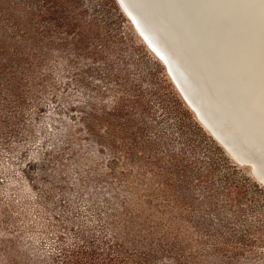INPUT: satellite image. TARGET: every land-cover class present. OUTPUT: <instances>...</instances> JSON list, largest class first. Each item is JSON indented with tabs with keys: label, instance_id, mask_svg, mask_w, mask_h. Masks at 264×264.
<instances>
[{
	"label": "rangeland",
	"instance_id": "374dc122",
	"mask_svg": "<svg viewBox=\"0 0 264 264\" xmlns=\"http://www.w3.org/2000/svg\"><path fill=\"white\" fill-rule=\"evenodd\" d=\"M52 1L57 0H0V62L15 46H25L34 52L33 57L22 60V64L27 61L31 64L30 74L22 72L18 82L22 95L19 102L10 90L16 79L10 84L7 80L10 72L0 70V264H71L65 254L74 249L76 240L72 237L80 228L81 219L97 233L108 223L125 248L130 249L136 243L140 253L138 264H264V226L247 234L246 243L227 236L213 248L210 240L201 236L192 217L194 207L181 198L183 192L176 185L178 175L170 171L163 175V161L153 164L141 157L130 160L125 151L131 139L121 130L116 131L111 116L101 127L97 126V131L110 132L104 140L106 144L111 146L107 141L110 139L120 143L116 152L119 160H107L102 152L91 153L92 135L81 132L77 119L83 109L82 96L95 91L82 89L81 83L75 81L78 71L73 66L83 59L85 51L75 45V36L67 32L69 27L60 18L64 12L57 6L45 9ZM112 1L122 15L126 36L155 61L184 112L193 117L241 172L264 189V183L252 175L249 164L235 160L230 150L229 153L225 149L228 147L222 146L201 125L163 63L137 34L117 1ZM88 80L91 85H102L95 76ZM111 95L108 91L92 101L96 108L102 104L111 111L109 102L102 103V98ZM64 121L76 122L71 131L75 138L71 143L75 148L72 155L70 144L59 150L49 145V132L56 133ZM47 150L58 154L65 166L41 160L37 152ZM111 150H115L113 146ZM107 164L113 167L111 172ZM42 165L46 168L44 172ZM105 187L127 192L122 208L108 206L106 201L99 203L103 198L89 208L86 199L101 195ZM80 192L85 198L79 196ZM52 200L54 203L50 204ZM100 213L106 222L99 219ZM66 219L78 222L67 223Z\"/></svg>",
	"mask_w": 264,
	"mask_h": 264
},
{
	"label": "trees",
	"instance_id": "16d2710c",
	"mask_svg": "<svg viewBox=\"0 0 264 264\" xmlns=\"http://www.w3.org/2000/svg\"><path fill=\"white\" fill-rule=\"evenodd\" d=\"M49 4L51 5L46 6V10L57 6L64 12L65 15L60 18L69 27L67 32L75 36V45L85 51L83 59L73 66L78 71L75 81L81 83L82 89L85 87L86 91H95L82 96L83 109L77 119L82 126L81 132L92 135L89 139L91 153L102 152L107 160H119L116 152L119 151L120 143L110 139L107 141H110L111 146L106 144L104 140L110 132L106 133L105 130L104 134L97 131V126L101 127L100 124L107 116H111L114 126H117L115 130H121L131 139L125 151L130 160L141 157L153 164L163 161V175H168L169 171L178 175L179 182L176 185L183 192L181 198L194 207L192 217L194 216L201 236L210 240L213 248L218 247L227 236L246 243L247 234L258 231L256 229L261 230L264 226V189L253 182L249 175L241 172L193 117L187 111L184 112L182 104L173 91L169 90L163 73L157 70L155 61L134 39L126 36L124 20L113 1L57 0ZM2 50L7 52L4 48ZM12 50L0 62V70L10 72V78H7L10 84L12 79H16L10 90L14 99L19 102L22 95L18 82L22 72L30 74L31 64L30 61L22 64V60L30 59L34 52L31 53L25 46H15ZM74 55L78 57L76 53ZM13 65H17L19 69ZM94 76L102 85H91L88 78ZM108 91L112 95L102 98V103L109 102L111 111L106 110L102 104L96 108L92 99L99 100L98 95L103 96ZM81 93L84 94L82 91ZM74 123L76 124L64 121V125L56 133L49 132L50 147L59 150L62 145L70 144L68 149H72L70 154H73L75 148L71 143H74L75 138L71 131ZM112 146L115 149L113 151ZM178 149L180 150L176 153ZM47 152L48 150L38 151L37 155L45 162L50 161L52 165L57 163L58 167L65 166L53 150ZM45 165L40 167L42 172L46 170ZM108 168L109 172L113 169ZM121 181L124 182L122 179ZM82 194L80 192L79 196L85 198ZM100 194L86 199L89 208H93L101 198L103 199L99 203L106 201L108 206L122 208L127 198V192L121 188L110 190L105 187V191ZM129 199L130 194L127 200ZM53 203V200L50 201V204ZM109 211H106V215ZM102 214L98 215L99 219L106 222V219H102L104 217H100ZM64 221L78 222L68 219ZM84 221L80 220V228L71 236L76 241L71 253L65 254L67 262H140L136 243L133 242L130 249L125 248L124 242L119 240L108 223H104L102 232L97 233L93 228H88Z\"/></svg>",
	"mask_w": 264,
	"mask_h": 264
},
{
	"label": "bare ground",
	"instance_id": "6f19581e",
	"mask_svg": "<svg viewBox=\"0 0 264 264\" xmlns=\"http://www.w3.org/2000/svg\"><path fill=\"white\" fill-rule=\"evenodd\" d=\"M116 1L143 42L163 63L186 103L184 96L188 99L190 103L187 104L201 125L222 146L228 147L224 146L235 160L248 163L252 175L264 183V0H129L147 21L159 24L169 42L176 44L174 50L178 55H187V65L195 68L194 76L200 79L202 92L211 97L205 106L210 116L218 119L221 110L231 114L234 122L219 130L230 133L241 129L239 144L230 136L232 148L225 143L221 132L207 122L185 91L188 88L187 91L194 93L200 102L194 91H201V87L196 85L198 89L195 88L188 79L181 80L176 60L167 59L164 47L143 30L139 18L125 0ZM245 131L253 139L246 145L243 144V137L247 136ZM250 148L261 149L255 152L260 171L255 164L246 161L244 155L249 156Z\"/></svg>",
	"mask_w": 264,
	"mask_h": 264
},
{
	"label": "water",
	"instance_id": "95a60500",
	"mask_svg": "<svg viewBox=\"0 0 264 264\" xmlns=\"http://www.w3.org/2000/svg\"><path fill=\"white\" fill-rule=\"evenodd\" d=\"M125 2L129 6V8H131V10L137 15V18H139V20L141 22V25L143 26L142 28H144L143 30H145L148 33V35L152 38L153 41L157 40L155 42H157V44H158V42H160V45H162L164 47V49L167 52V54H166L167 59L170 62H171V60H173V61L176 60V63L178 64L179 68L181 69V72H180V70H178L179 71L178 75L180 76L181 80L188 79L189 82H191V84H195V88H197L196 85L201 87V91L196 92L197 90L196 91H194L195 89L193 90L200 97V100H199L200 102H198L197 96H195L194 93H191V92L187 91L188 88L186 89V87L183 85L185 87V89H186L185 91H186L188 97L190 98V100L193 102V104L195 106H197V108H199V111L201 112L202 115L205 116V119L207 120V122H209V124L213 128H215L214 130H217L219 132L220 131L219 129L221 127L225 128V127L228 126V124H230V123L232 124V122H234L233 117L231 116V114H227L223 110H221L220 112L224 116L221 115V116H219L218 119H213L210 116L209 108H207L205 106H206V103H208V104L210 103V98L211 97H209V95L206 92H205V94L202 92L201 81H200V79L197 76H194L195 68L193 66L191 67L189 64H188L189 66L187 65V62H186L187 61V55L186 54L178 55L175 52V50H174L176 48V46H175L176 44L173 43V42H169V39L164 34L165 32L163 31V29H161L159 24H157L156 22L147 21L145 19V17H144V14L138 12L136 10V7L133 6L129 0H125ZM166 65H167V63H166ZM167 69H168V66H167ZM175 73H177V71ZM253 132L255 134H257L255 130H253ZM240 133H241V129L239 128V130L236 129V130L230 131V133H224V132L222 133L221 132V136H222L223 140L225 141V143L229 147L232 148V146H231L232 140H231L230 136L234 137L237 140V143L239 144L240 141L238 139L239 138L238 136H239ZM245 133L247 134L246 131H245ZM248 135L249 134H247V136L243 137V139H244V143L243 144H245V145L248 144V143H251L253 141V139L250 138L251 136H248ZM260 150L257 149V148L256 149H251L249 151V152H251L249 154V156L247 154L246 155L243 154L245 156V158L248 159L246 161H249V162L255 164L259 171H260V169H259L260 168V166H259L260 163H259V160H258L257 156L255 155V152L256 151H260ZM237 151H239V154L241 153L240 150L237 149Z\"/></svg>",
	"mask_w": 264,
	"mask_h": 264
}]
</instances>
